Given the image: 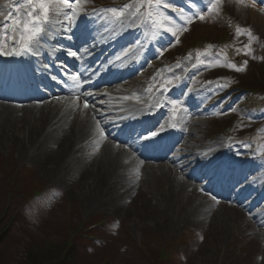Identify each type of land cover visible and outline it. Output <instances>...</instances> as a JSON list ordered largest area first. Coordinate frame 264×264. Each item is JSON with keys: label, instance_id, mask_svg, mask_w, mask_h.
Returning <instances> with one entry per match:
<instances>
[{"label": "rangeland", "instance_id": "1", "mask_svg": "<svg viewBox=\"0 0 264 264\" xmlns=\"http://www.w3.org/2000/svg\"><path fill=\"white\" fill-rule=\"evenodd\" d=\"M173 2L177 5L172 0L173 5ZM202 2L206 4L205 0ZM252 2L253 0H244V3H237L236 0H222L216 12L209 14L204 21L195 20L188 26V31L178 33V41L169 34L165 47L162 49V53L167 54V58L172 57L171 54H180L183 44L190 45L191 51L195 50L193 47L196 46V43L203 45L201 49L206 50L209 42L221 44L222 41L233 40V35L236 36L234 43L232 41L230 43L233 47H221L215 57L211 56V50L205 51L206 55L200 56L205 64H199V61L194 59L197 56H194V51L188 61L183 59L178 62V64L189 67L195 60L198 65L188 79L190 85L204 77L233 81L235 84L232 86H243V84L261 78L260 72L264 71V13L259 9L264 7V0H255V8L251 7ZM180 5L183 7V2H180ZM201 9L206 10V8ZM173 14L175 15V13ZM238 26L242 29H250L254 37L250 56L244 55L243 52L239 54L236 52V49H243L244 45L249 43L247 34L237 37L235 30ZM202 38H206L204 39L206 41ZM154 53L158 55L160 51ZM245 61H247L246 64ZM227 63L243 66L244 70L237 72L226 67ZM228 87L226 86V88ZM200 89L191 92L187 98L190 106L192 105L194 108L191 121H196V124L193 123L192 127L190 126L193 134L187 136L188 147L196 148L202 152L207 148L201 150V145L207 144L208 146L213 145V147H209L211 150L218 146L216 140L221 138L224 128L229 130L233 128L234 131H238V128H246L249 132L258 133L261 140L257 152L264 155V103H257V108L262 109L259 116H244L240 110L243 109L244 104H241L240 108L235 107V103H241L239 100L241 94L235 90L224 97L219 108L214 110L209 101L205 99V93H198ZM186 90L188 89L185 88ZM241 122L242 126L239 127ZM244 123H250V126L244 127ZM244 144L249 143L245 142ZM28 146L30 145H23L26 151ZM21 147L20 143H4L0 138V218L5 203L8 202L11 207L7 212L4 209L6 216L5 219H2L3 222L0 220V229L3 228L2 232L9 236L17 230L21 233L20 238L15 240V243L11 244L12 246L5 244L4 248L3 246L0 248V264H15L24 259L23 264H57V258L59 253L61 257L63 249L66 251L77 250L79 255L72 256L79 260L86 259L82 262L77 261L76 264H158L161 258L166 259L170 245L179 240L180 243L179 245L177 243V247L184 255L182 258H177L172 264H264V217L251 209L253 203L249 208L245 202L234 198L227 200L215 198L213 200V196L209 192H204L198 183L192 182L194 185L187 187L185 192L182 193V189H180L177 196L171 195L172 199L168 205L169 208H167L161 201L151 198L146 187H153V183L139 182L131 192L122 191L124 197L119 200L123 204L122 209L114 212L106 206L112 196L110 194L109 196H99L95 192L98 191L95 189V183H91L98 178L96 171L90 170L85 178L86 181L84 178L80 179L81 176H78L74 171L69 173L67 162L61 164V170L59 167L48 172L40 167L41 161L46 157L41 154L33 157L29 153H21ZM233 148L239 149L237 146ZM87 152L89 153V151ZM98 154L89 155L94 159L95 156H99ZM23 166L26 167L25 169L31 170L35 191L39 190L45 193L40 198L43 199L41 207L38 206L29 211L33 223L29 218L24 221L26 231L17 226L16 218L19 213L15 218L11 216L13 207L18 208L17 201L14 194L10 195L9 190L5 189L3 182L4 172L12 170V168L17 171ZM174 169V172L178 174L177 179L185 184L187 171L179 166ZM250 170H253L254 173L247 174L241 179L243 188L252 190L250 193L248 191L249 194H252L255 191L254 184L257 176L264 173L262 156L254 163V166H249L245 171L249 173ZM44 172H48V176H44ZM18 174L23 180V173L18 172ZM87 182L91 184H87ZM260 185H264V182L259 184V187ZM91 187L95 191L89 190ZM82 192L85 193V196L92 192L93 199L84 198ZM146 199L149 200V203H146ZM150 199H152V203H150ZM91 200L94 202L92 203ZM217 201L219 202L217 203ZM195 206L198 208L203 206L200 209L204 214L197 217L198 219L195 221L181 224V219L184 218L183 211ZM207 209L209 210L207 211ZM9 216L14 218L12 222L6 221ZM98 221L106 222L100 228L102 231L96 232L97 235H100V242L77 239L78 231L89 234L90 232H85L86 228ZM8 224L7 229H4ZM70 229L71 235L68 234ZM9 236L5 239L0 238V243H3V240L8 242L11 239ZM93 237L89 234L90 240ZM29 239L36 247H40L43 251H50V253H46L44 256H32L29 260L27 257L28 245H25ZM140 241H144L146 245ZM138 242L149 250V257H142L140 250L134 247L136 246L134 243ZM72 244L73 246H71ZM6 248V251H2ZM162 249H165L164 253H162ZM2 252L6 255V259L4 254H1ZM61 262L60 259V264Z\"/></svg>", "mask_w": 264, "mask_h": 264}, {"label": "bare ground", "instance_id": "2", "mask_svg": "<svg viewBox=\"0 0 264 264\" xmlns=\"http://www.w3.org/2000/svg\"><path fill=\"white\" fill-rule=\"evenodd\" d=\"M63 41L65 40H59V45H62ZM45 45L51 56L63 52V50L53 51L54 47L52 49L50 47L53 44L49 41L45 42ZM79 46L75 45V48ZM56 48H59L57 44ZM64 56L74 58L68 56L67 52ZM125 84H133V81H126ZM66 91L58 92L59 97L57 99L52 98L42 106L34 102L11 104L4 102L3 97H0V138L2 141L4 143H20L22 145L21 153L26 152L33 157L41 154L46 157L41 161L40 167L48 172L59 167L61 170V164L67 162L69 164L68 172L74 171L78 176H81L80 179L84 178L86 181L85 178H87L89 171H96L98 178L91 183H95V189L98 191H95L93 187L89 190L92 189L99 196H109L110 194L112 197L106 206L114 212L122 209L123 204L119 201L124 197L122 191L131 192L138 186L139 182L153 183V187H146L151 198L161 201L167 208H169L168 205L172 199L171 195L177 196L178 190L182 189L183 193L187 187L194 185L192 184V182L194 183L193 177L189 178L193 174L187 172V182L183 184L177 179L178 174L174 172L173 167L144 166L141 162L134 161L135 158L129 149L126 147H124L125 149L118 148L114 143H106L100 150L99 156H95L96 158L93 159L87 150L92 145H95L96 148L99 138L90 139L87 146H83V142L87 132H91V135L93 132L96 133L95 115L91 109H84V102L81 99L77 100V96L73 97V92L61 95ZM190 113L193 115L192 112ZM190 113L185 112L182 116V122L188 128H190V123L191 126L193 123L196 124V121H191ZM189 134H193L192 129H189ZM24 144L30 145L27 151L23 147ZM158 170L160 171L156 172ZM48 172H44V176H48ZM137 175L139 179H137ZM12 181L23 183L19 174H15ZM91 183L87 182V184ZM173 192L175 193L173 194ZM82 193L84 198L93 199L92 192H89L88 196H85L84 192ZM94 195L96 194L94 193ZM152 199H150V203H152ZM91 202L94 201L91 200ZM146 203H149L148 199H146ZM202 207L195 206L189 210L186 208L183 211L184 218L181 219V224L197 220V217L204 214L200 209ZM202 219L204 220L205 217Z\"/></svg>", "mask_w": 264, "mask_h": 264}, {"label": "snow or ice", "instance_id": "3", "mask_svg": "<svg viewBox=\"0 0 264 264\" xmlns=\"http://www.w3.org/2000/svg\"><path fill=\"white\" fill-rule=\"evenodd\" d=\"M205 2L206 10H203L197 7L195 0H191V3L186 2L183 7L174 6L170 0H146L149 11L145 20L154 29L152 32L153 38H163L170 34L178 41V33L188 31V26L195 20L204 21L209 14L216 12L222 0H205ZM236 2L244 3V0H236ZM87 3L88 0H19L18 3L13 0L12 3L6 4L5 7L10 10L7 11V14L0 13V16L3 17L0 19V57L39 56L44 47L42 41L47 42L49 39L57 42L61 39L72 40L75 35L74 30L78 27V21L81 19L87 17L91 20H100L105 23L120 21L123 18H127L125 13L127 9L132 7V5L126 4L122 8L108 7L103 11H98L93 7L89 11L86 7ZM251 7H256L255 0L251 3ZM169 9L171 13H175L174 17L170 16L166 11ZM139 11L140 9L137 7L136 11L131 12L129 15L134 18ZM259 11L264 13V7H261ZM235 31L237 37L247 34L249 40V43L244 45L243 49H236V52L238 54L243 52L244 55L250 56L252 54L251 43L254 39L251 30L242 29L238 26ZM135 44L140 45L141 42L137 39ZM59 50H64L63 45L53 49V51ZM82 51L87 53L89 48L85 47ZM158 51L161 54L163 52L162 49ZM126 54V52H122L115 57V60L120 61ZM67 55L77 58L78 52L67 49ZM196 59L199 64H205V61L200 58V53H197ZM244 63L246 64L247 61ZM179 66L177 64V67ZM225 66L237 72L244 70L243 66H237L235 63H227ZM58 67L64 66L60 64ZM193 67H198V65L194 64ZM80 75L82 76L83 74L81 73ZM52 79L56 80V77L54 76ZM180 79L181 77L179 76L166 79L159 90L167 91L168 85H173V81L179 82ZM68 80H71L77 86H81L80 77L75 74H69L63 82L67 83ZM218 87H226V85H218ZM146 91L151 93L152 88L149 87ZM87 95L91 94L82 93L76 99L79 100ZM170 103L174 116L183 110L181 101L171 100ZM153 106L162 107L163 105L156 101ZM83 107L86 110L90 108L87 99H84ZM92 111L96 112L97 110L93 107ZM164 130V125H160L158 130L148 129L139 136V139L144 141L145 144L155 142ZM95 132L100 137H105V129L99 120H96ZM137 179H139L138 175ZM212 199L215 200V197L213 196Z\"/></svg>", "mask_w": 264, "mask_h": 264}, {"label": "trees", "instance_id": "4", "mask_svg": "<svg viewBox=\"0 0 264 264\" xmlns=\"http://www.w3.org/2000/svg\"><path fill=\"white\" fill-rule=\"evenodd\" d=\"M260 77L261 78L259 79V81L254 80V81L251 82V88H253L252 91L253 90H255V91H253L252 93H250V94L245 96V101L247 103L246 110H250V111L254 112V108H255L254 103L257 100H262V102H264V71L260 72ZM24 185H30V183L25 182ZM23 193L28 195V198L32 197L31 188L29 186H24L23 187ZM27 218H29L28 215L26 214V212L24 210H22L20 212V215L16 219V221L18 222V228L19 229H21V230L24 229V221ZM7 236H9V235L8 234H4L2 231H0V238L1 239H5ZM20 236H21V233H20L19 230H17L15 233H13L11 236H9V237H11V239L8 242H6V240H3L2 241L3 243H0V248L2 246L4 248L5 244H10L9 246H12L11 244H14L15 240L19 239ZM30 241L31 240L29 239L27 241V243L25 244V245H28L27 257H28L29 260L31 259L32 256H44L46 253H48V254L50 253V251H43L40 247H36ZM143 243L145 244V242H143ZM134 247L137 248L136 246H134ZM142 247H143V245H142ZM7 248L4 249V250H7ZM137 249L140 250V252L142 254V257H146V256L149 257V253H148L149 250H147L146 248H143V249L137 248ZM4 250H2V251H4ZM1 254H4V253L2 252ZM76 254L79 255L77 253V250L66 251V249H63L61 251V257H60V253H59V256L57 258V260H58L57 264H60V259L62 261L61 264H76L77 261L78 262H82V261L86 260L84 258L79 260V258L72 256V255H76ZM166 254H167L166 259L165 258H161V260H160V262L158 264H172L177 258H182V255H184V254L180 253V249L178 247H176L175 244H171L170 245V250ZM24 261H25V259L17 261L15 264H23ZM152 262H153V260H152Z\"/></svg>", "mask_w": 264, "mask_h": 264}]
</instances>
